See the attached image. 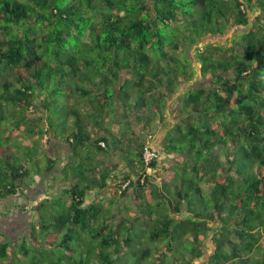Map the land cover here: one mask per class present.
<instances>
[{
    "label": "trees",
    "instance_id": "16d2710c",
    "mask_svg": "<svg viewBox=\"0 0 264 264\" xmlns=\"http://www.w3.org/2000/svg\"><path fill=\"white\" fill-rule=\"evenodd\" d=\"M229 27L247 29L197 50L200 75L213 81L184 93L180 121L163 143L179 172L159 154L150 166L163 175L158 185L141 163L146 142L130 124L118 135L108 126L115 87L123 118L132 114L149 133L152 114L163 115L169 96L194 78L176 52ZM21 134L60 137L74 156L122 150L126 160L131 148L142 166L134 175L146 174L135 192L140 218L116 224L110 209L85 205L111 172L87 179L95 169L70 160L61 168L66 188L30 209L40 247L22 241L14 256L26 262H11L0 233V264H193L210 244L206 264H264V0H0V201L24 194L36 172L57 165L45 153L41 171L31 147L14 152ZM202 184L212 186L208 196Z\"/></svg>",
    "mask_w": 264,
    "mask_h": 264
},
{
    "label": "crops",
    "instance_id": "0c3cea01",
    "mask_svg": "<svg viewBox=\"0 0 264 264\" xmlns=\"http://www.w3.org/2000/svg\"><path fill=\"white\" fill-rule=\"evenodd\" d=\"M118 92H119L118 87H115V95H114V98L111 100V108L113 109L112 113H114L116 116H115V120L114 121L110 120V123L108 124L112 134L118 135L122 132L127 131L128 125L130 124L132 130L134 131L136 135V139H139V142L144 141V143L145 142L150 143V146L161 155L162 163H165L166 161V164H167L168 157L164 154L163 143L168 137V134L171 128H173L177 124L176 123L177 121L173 119L170 114L171 109L169 108V105H168L170 102L167 101L168 104L164 111V114L159 115L158 119L155 118L153 120V123L151 124V130L148 133L146 130L140 131L141 127L137 125L135 118L132 116V114H130L128 118H123V115L125 113L124 108L121 102L117 101L115 98ZM171 96L173 95H170L169 97ZM81 110L86 111L85 108H81ZM148 134L152 135V138L151 140H149V142H147L145 138L143 137V135L147 136ZM44 138L47 140L46 136ZM47 142H48L49 147L47 149L46 155L48 158H51L52 160H56L57 165L50 173H45L43 175H40L39 185H41V188L44 189L43 191L44 194L48 192L50 195H52L54 193H60L67 186V181L61 172V168L65 167L70 161L71 152L69 151L68 145L60 137L58 139L49 137L46 143ZM99 145L104 149L106 148L104 142H100ZM78 152H79L78 160L80 161L79 164L82 163L84 165L85 163L86 164V166L84 165L85 168H88L90 170L91 168L95 169L94 171H89L85 174V177L87 179H98L99 180L100 174L105 169H110V172H111L109 177L105 181L104 187L102 188L96 187L87 193V197L85 198V205H88L91 202L90 198L94 196V198L92 197L93 199L97 198V200L103 201L102 203L105 204L104 206L108 207V209L112 211L111 218L108 219V221L114 222L116 224L123 220H126L128 222H137L138 219L140 218V211H139L140 206H139V201H137L135 192L138 189L137 186H141V185H137L136 182H137V179H139V177L137 178V176H135L134 173L140 172L142 169L141 168L142 166L140 165L139 160L135 159V152L130 151V150L126 151V152H130L126 160L123 158L122 150L108 151L106 154L94 152L92 149L90 150L80 149ZM35 155H36L35 158L37 159L38 154L36 153ZM107 157L108 159L103 160ZM169 157L171 159L169 158L170 162H168V164L176 160L174 155H171ZM113 165L115 167H113ZM127 174H130V177L126 181H123L124 180L123 178ZM162 176L163 175H161V178ZM57 181H58V184H56ZM128 181H131V183L125 189H122V186ZM89 183H90L89 181L88 182L87 180L85 181V184H89ZM159 184L160 183L158 182V185ZM31 188L32 187L30 184V187L27 188L25 192L30 190ZM53 188H55V190H53ZM124 190H126V194L122 196L121 194L123 193ZM19 195H16L8 199H16ZM6 200H2L0 201V203ZM131 202H133L132 205H134L136 209H134V211L133 210L127 211L126 206H128V204H130ZM149 203H154V202L151 200L149 201ZM4 213L5 212H3V214ZM183 217H186V215L183 214ZM0 233L5 235L1 231ZM37 233L39 232H34V233L29 232L27 236H25L24 238L20 240V243L25 240L29 245L39 248L40 245L33 239V236L36 237L38 241L40 242H42L43 237L42 235H40V233L38 235ZM8 242H10L9 239H8ZM16 242L17 241H15L14 244L10 246L11 247V260L9 259V261L11 262L13 260L16 261V257L17 259L19 257L21 261L26 262V259L22 257L21 255L16 256V257L14 256V251L18 250L17 248H16L17 250L15 249V246L18 245L19 247V243L18 242L16 243ZM8 255H9V250H8Z\"/></svg>",
    "mask_w": 264,
    "mask_h": 264
},
{
    "label": "rangeland",
    "instance_id": "374dc122",
    "mask_svg": "<svg viewBox=\"0 0 264 264\" xmlns=\"http://www.w3.org/2000/svg\"><path fill=\"white\" fill-rule=\"evenodd\" d=\"M99 12L100 11H96L97 16H99L98 15ZM255 16H256V14H249V19H250V22L252 25L254 24ZM246 29L247 28H245V27H229L227 29V31L225 32V34H223V35L208 36L206 38H203L196 45L187 46L186 48H183L184 47L183 46L176 52V54L182 60H189L192 63V65H193L192 67L195 71L194 78L190 82H184L183 85L177 90L176 94L168 98V101L170 103L169 104L167 103V104L169 105V108L171 109L170 114H171L172 118L177 121V123H178V121H180L177 118L179 117V111L182 108V99H183L184 93L187 92L189 89H194V88L199 87V86L200 87L209 86L213 81L209 77H203L200 75L199 63H198V60L196 57L197 52H198L197 50L200 49L201 46H204L207 44H220V45L226 44L228 42V40L232 38L233 35L240 33V32H244ZM166 52H169L171 54H175L168 47L166 49ZM152 58H153V60H160L161 59V57H159V55H157L156 52L153 53ZM185 70L187 73L189 72L188 67H185ZM152 115L157 119L159 118L158 114H157V116L155 113H153ZM10 122H11V118H9L4 123V127H6V128L11 127L12 124ZM46 141L47 140L44 137L37 139V137H35V136H28V135L22 136V134H21L18 138H16V139L14 138L12 140V145L14 146V148H13L14 152L19 150L23 154L25 151H27V149L23 146L31 147L33 152L35 154L36 153L38 154L37 159H39V163L36 167L40 168L41 171H43V169L47 163V157H45L44 155H45V153H47V149L49 147L48 142L46 143ZM19 145H21V147H19ZM128 150L132 151L131 148ZM218 152L222 156V154L220 153V150H218ZM71 156H72L70 159L71 160V166L78 168L77 166L80 163V161L78 160L79 155H77V156L71 155ZM106 159H108V157L103 159V160H106ZM170 159H167V164L165 161V163H164L165 168L173 169L174 175H177V173L179 172V170H177L179 165L177 162H175L176 160H174V162L168 164V162H170ZM84 165L86 166L85 163H84ZM148 175H151L153 178L157 179L158 182H160V180L162 179L161 177H159L160 175H157V173H154L152 170H151V172L149 171ZM168 182H170V181L168 180ZM39 183H40V176H38V174L36 172V175L31 177V179L28 182V184L29 185L31 184V187H32L30 190L26 191L24 194L20 193L21 194V195H19L20 197L18 196L16 199H8V200L0 203V231L3 232L8 237L11 245H13L15 241H17L20 245V240L22 238H24L25 236H27L29 234V232H31V233L39 232V229L36 227V224L38 221L37 212H36V210L30 211V209L33 208L34 204H37V202L40 201L38 199L41 198L42 195H44V192H43L44 189L41 188V185H39ZM56 184H58V181L56 182ZM211 188H212L211 185H207V184L201 185L202 192L205 196L209 195ZM53 190H55V188H53ZM47 194H49V193L47 192ZM61 197H62V195H61ZM92 197L94 198V196H92ZM91 198H90V201H92L96 206L99 204L103 209L108 208V207L104 206L105 204L102 203L103 201H99V200H97V198L96 199L92 198L93 199L92 200ZM147 198L149 201H151V197L149 195L147 196ZM61 204L63 205V198L61 199ZM132 204H133V202H131L130 204H128V206H126L127 211H130V210L134 211V209H136L134 207V205H132ZM7 206H9V207H7ZM19 207H21V208H19ZM61 208L63 209V207H61ZM57 209H59V208H57ZM59 210H61V209H59ZM3 212H5L6 214L5 213L3 214ZM33 226H34L35 230L33 229ZM38 234L39 233H37V235ZM182 247L184 248L183 250H185L187 248L184 245ZM212 247L213 246L211 244H210V246L207 245V247L205 248L206 254L204 255V260H202V261L195 260V261H193V264H206L207 258L212 251ZM16 248L18 249V245L15 246V249ZM188 252H189V250H187V252H185V253H188ZM9 259L11 260V247L9 249Z\"/></svg>",
    "mask_w": 264,
    "mask_h": 264
},
{
    "label": "built area",
    "instance_id": "2783aa9c",
    "mask_svg": "<svg viewBox=\"0 0 264 264\" xmlns=\"http://www.w3.org/2000/svg\"><path fill=\"white\" fill-rule=\"evenodd\" d=\"M152 137L149 136L148 139H151ZM103 146V144H102ZM159 160V154L157 153V151H155L154 149H152L148 144H146L143 149H142V153H141V163L143 164V166L146 169V174L151 171V164L155 161ZM143 174L141 179H137V181H139V183L141 185L144 184V178L145 175ZM131 183V181L126 182L123 186L122 189H125L129 184Z\"/></svg>",
    "mask_w": 264,
    "mask_h": 264
},
{
    "label": "clouds",
    "instance_id": "9594fccd",
    "mask_svg": "<svg viewBox=\"0 0 264 264\" xmlns=\"http://www.w3.org/2000/svg\"><path fill=\"white\" fill-rule=\"evenodd\" d=\"M148 135H150V134H148ZM146 144H148V143H146ZM152 149H153V148H152ZM155 151H156V150H155ZM157 153H158V152H157ZM158 154H159V153H158ZM159 157H160V156H159ZM148 173H149V172H148ZM148 173H147V174H148ZM144 183H145V181H144ZM140 185H141V184H140ZM141 186H144V184H143V185H141Z\"/></svg>",
    "mask_w": 264,
    "mask_h": 264
}]
</instances>
